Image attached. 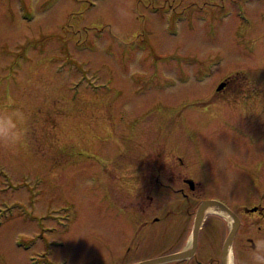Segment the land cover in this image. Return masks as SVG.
<instances>
[{
  "label": "rangeland",
  "instance_id": "rangeland-1",
  "mask_svg": "<svg viewBox=\"0 0 264 264\" xmlns=\"http://www.w3.org/2000/svg\"><path fill=\"white\" fill-rule=\"evenodd\" d=\"M213 60L212 77L230 82L214 95L217 79L194 78ZM91 78L112 90L91 93ZM16 110L26 135L0 145V264H28L15 244H29L25 216L85 217L83 232L53 236L67 242L53 257L70 264L166 257L210 194L183 179L209 168L226 196L236 155L264 157V0H0V113ZM234 193L237 211L260 198ZM111 215L126 217V254L86 238L102 240ZM223 217L206 221L203 245L229 229Z\"/></svg>",
  "mask_w": 264,
  "mask_h": 264
},
{
  "label": "flooded vegetation",
  "instance_id": "flooded-vegetation-1",
  "mask_svg": "<svg viewBox=\"0 0 264 264\" xmlns=\"http://www.w3.org/2000/svg\"><path fill=\"white\" fill-rule=\"evenodd\" d=\"M215 65H216L215 60L210 61V62H204L203 67L199 71L196 70L197 74L194 73L195 76L193 75L195 80L199 79V77H202V76H207L210 79L211 78L217 79L216 86L210 88V90H212L213 95L216 93V91L224 93L230 89L229 79L226 80L225 78H220V80H218L219 79L218 76L212 77V71ZM109 81L111 82L110 79H107V82ZM198 81H203V80L200 79ZM89 83H90L89 84L90 87L94 91H96V92H91L94 94L98 93L97 91L101 89H107L109 91L112 90L110 85L107 88H105L106 86H101V84H105V82H97L95 79H92V78L89 80ZM221 83H224L225 86L221 90H219L218 86ZM71 93H72V97L74 98H78L82 94V93L75 94L73 92ZM91 102L93 103V105L91 106L96 105L97 107L100 108L101 104L94 102V100H92ZM248 150H250L249 147H247V150H245L246 154L250 153L248 152ZM238 156L236 155V160L234 163H232L233 169L231 168L230 165L228 168V174L226 176V182H225L226 185L228 186V189H227L228 192L226 196L220 195V197H216V195H214L216 194L214 192L218 191L220 187V186L218 187L219 184H217L216 182L215 183L217 185L215 184V188L209 187V186H212V183L208 181V178L206 177L208 175H213V174L216 175L209 168H204V167L201 168V172L198 175L200 179L190 178V177L183 179L184 183L188 184L189 188H191L190 190H194V188L195 189L198 188L199 190H202L203 192L206 191L207 194L210 193L209 195H205L203 200L200 199L201 203L200 204L197 203V206H198L197 210L200 207V205L203 203V201L218 200L224 203L228 208H230V210H232L234 214H229V216H227L224 213H219V212H216L215 210L207 211L205 215L203 216V219L200 223L199 233H198V237H197V241L195 245L192 239V235L194 233L197 211L195 215L187 216L188 214L186 215L182 214V218L184 219V217L187 216L188 220L187 221L181 220V226L178 225L180 227V231H179L180 234L178 235V240H176L174 242L175 244H173L172 247H170L164 253L168 254L166 256L174 255L177 253H184L183 255L185 256L179 259H170L163 263H158V264H229V258H231V264H246L248 254L251 251V249L255 247L256 240L260 238H264V225H263L264 223V173H261L262 167H264V157L254 156V157L239 158ZM231 158L232 157L230 158L228 157V160ZM179 159L182 160L181 158ZM205 162L201 161L200 163L204 164ZM251 165H253V168H254V170L252 171L250 170ZM237 167H239V169L238 171H235V168ZM208 171H210L212 174ZM233 172L236 174L231 179L229 175ZM203 173H204V176L202 175ZM250 185L252 189L250 188ZM238 190H239V193H241V190H243L245 193H247V191L249 190V194L253 195L254 199H256L255 195L251 194L250 191L260 190V198L258 202L254 204L253 206L248 207V205H243L242 207L246 209L244 211H237L231 207V203L234 197L238 196L237 194L234 193V191H238ZM250 200H252V198H250ZM105 209H107L106 205H105ZM215 215H219L220 217L224 216L223 217L224 221L227 224H229V229L227 231H224L223 235L219 237L216 236L217 232L209 233L210 236L209 234H207L206 240L209 239V241H207L206 244L203 245L202 241H204V239L202 238V231L204 229V225L206 221L210 219L211 216H215ZM25 217H28L30 219V222H25L27 225L28 223H33V224H29L31 225L30 232H27L31 236L28 239L30 248L29 250L26 251V252H29V254L27 255L28 264H70L71 259L67 256H64L60 260L53 257L52 253H54L56 248L60 249L61 251L67 245V242L65 239L58 238V237L53 238V236L55 233L63 229L66 230L65 233H70L71 230L73 231L76 228L75 224L78 222L74 220L75 216L69 215V216H62L61 218H58L56 215L55 216H32V217L25 216ZM109 217L110 218L107 219V221L101 224V226L103 227V230H106V233H104V231L100 232L102 240H99L100 237L98 238L94 237L93 236L94 232H90V231H89V235L91 237L90 238L86 237V238L89 239L90 242L95 241V242L100 243L101 245L103 243V248L109 249V250H111V248L113 247H117V244H119L120 245L119 251L125 252L126 254L130 250H132V244H133V242H130V240L123 241L124 234L128 232L126 230V227L123 226V221L126 219V217L117 216V215H111ZM121 217L125 219H122ZM168 219L169 221H173V215H169ZM79 220L82 221V224H83L82 226L84 227H80V222H78V226H79L78 229H80V231L83 232V229L85 228V226L88 225V222L86 221L83 215L82 217H80ZM217 226L219 225L216 223L214 225L215 230H219V227ZM235 228H236V231L234 233V236H232L231 242L229 244V253L226 259V263H224L223 262L224 261V246L228 238V235L230 236L233 229ZM133 231L135 234L136 229H134ZM73 237L75 236H72V238ZM76 238H75V244L77 243ZM172 238H174V236ZM221 238L222 239L225 238V240H224V243L222 242L223 246L221 245V248H218V240H220ZM59 241L63 243L61 247L57 246V242ZM133 241H134V238H133ZM35 245L38 248H42V249L40 251H35ZM124 247H126L125 251H123ZM91 248L92 247H90V249ZM83 249L85 251V248ZM164 253L159 254V255H163ZM31 257H32L33 262H31L30 260ZM208 258H210V260H208ZM152 259L147 258L145 261H149ZM203 260H205L206 262H210V263H204ZM145 261L137 260L136 262L134 263L131 262L129 264H140Z\"/></svg>",
  "mask_w": 264,
  "mask_h": 264
},
{
  "label": "clouds",
  "instance_id": "clouds-1",
  "mask_svg": "<svg viewBox=\"0 0 264 264\" xmlns=\"http://www.w3.org/2000/svg\"><path fill=\"white\" fill-rule=\"evenodd\" d=\"M25 121L26 117L19 110L11 114L0 113V145L11 147L22 143L26 135L23 127ZM246 264H264V238L256 240L255 247L248 254Z\"/></svg>",
  "mask_w": 264,
  "mask_h": 264
},
{
  "label": "water",
  "instance_id": "water-1",
  "mask_svg": "<svg viewBox=\"0 0 264 264\" xmlns=\"http://www.w3.org/2000/svg\"><path fill=\"white\" fill-rule=\"evenodd\" d=\"M223 87H224V84H222L219 88L221 89ZM209 210L210 211L215 210L216 212H223V213L227 214L228 216H229V214H234L231 210H229L228 207H226L223 203H221L219 201L211 200V201L203 202L200 205V207L198 208L197 213H196L195 228H194V233L192 235L194 245L196 244V241H197L200 223H201L205 213ZM235 231H236V228L233 229L232 233L230 234V236L228 235V238L226 240V243L224 246V261H223L224 263H226V259H227L228 253H229V244L231 242L232 236H234ZM183 254L184 253H179V254L172 255V256L160 257V258H156V259H152L149 261L142 262L140 264L163 263V262L170 260V259H179L181 257H184L185 255H183Z\"/></svg>",
  "mask_w": 264,
  "mask_h": 264
},
{
  "label": "trees",
  "instance_id": "trees-1",
  "mask_svg": "<svg viewBox=\"0 0 264 264\" xmlns=\"http://www.w3.org/2000/svg\"><path fill=\"white\" fill-rule=\"evenodd\" d=\"M74 93V92H73ZM76 94V93H75ZM84 104H82L81 106H83ZM76 106H78V105H76ZM83 107H85V106H83ZM82 108V107H81ZM89 108V107H88ZM97 113H100V109H98V111H97Z\"/></svg>",
  "mask_w": 264,
  "mask_h": 264
}]
</instances>
